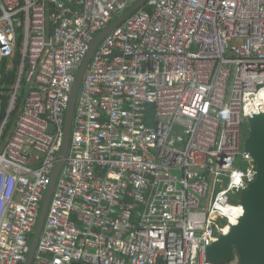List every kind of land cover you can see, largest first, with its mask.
<instances>
[{
    "label": "built area",
    "instance_id": "1",
    "mask_svg": "<svg viewBox=\"0 0 264 264\" xmlns=\"http://www.w3.org/2000/svg\"><path fill=\"white\" fill-rule=\"evenodd\" d=\"M137 1L0 0V90L20 58L0 121V264L26 260L89 45ZM258 114L264 0H147L85 70L31 264H211L241 208L229 194L256 176L242 129Z\"/></svg>",
    "mask_w": 264,
    "mask_h": 264
},
{
    "label": "water",
    "instance_id": "2",
    "mask_svg": "<svg viewBox=\"0 0 264 264\" xmlns=\"http://www.w3.org/2000/svg\"><path fill=\"white\" fill-rule=\"evenodd\" d=\"M147 0H138L123 14L101 31L89 45L88 52L79 68L65 116L64 134L61 150L57 156L51 183L48 186L37 218L28 254L24 264H31L42 231L50 197L58 173L67 157L71 126L78 92L85 70L94 55L97 45L129 15ZM249 133L243 141V150L248 152L256 164L255 179L240 193L239 204L242 214L230 226L227 234L207 247L206 258L211 264H229L237 260L239 264H264V114L253 115L248 121ZM82 264V263H74Z\"/></svg>",
    "mask_w": 264,
    "mask_h": 264
},
{
    "label": "trees",
    "instance_id": "3",
    "mask_svg": "<svg viewBox=\"0 0 264 264\" xmlns=\"http://www.w3.org/2000/svg\"><path fill=\"white\" fill-rule=\"evenodd\" d=\"M19 55L18 51L14 54V57L11 58L9 61H5L2 65V71H3V79H2V85L4 86L3 90H0V101L2 102V113L0 115V121L3 119L5 116V112L8 107V103L10 100V92H11V87L14 84L15 81V73L17 70V66L19 64ZM8 69V70H7ZM7 70V71H6ZM27 93V88L25 86H21V90L17 96L16 100V108L15 110L10 114L9 119H8V124L6 127L5 135L2 138V142H5V139L9 132L11 131L19 113L23 105L24 98ZM32 240V237H31Z\"/></svg>",
    "mask_w": 264,
    "mask_h": 264
},
{
    "label": "rangeland",
    "instance_id": "4",
    "mask_svg": "<svg viewBox=\"0 0 264 264\" xmlns=\"http://www.w3.org/2000/svg\"><path fill=\"white\" fill-rule=\"evenodd\" d=\"M248 133H249V127L246 124L242 129V139L244 136H247ZM238 167L242 168L241 165H238ZM229 196H230V202H229L230 204H233V203L236 204L239 201V197H240L239 194H229Z\"/></svg>",
    "mask_w": 264,
    "mask_h": 264
},
{
    "label": "bare ground",
    "instance_id": "5",
    "mask_svg": "<svg viewBox=\"0 0 264 264\" xmlns=\"http://www.w3.org/2000/svg\"><path fill=\"white\" fill-rule=\"evenodd\" d=\"M237 212H239V214H237ZM241 214V208L238 211H235V213H233L234 217L230 216V220L233 224H235L237 221L235 220V216H239Z\"/></svg>",
    "mask_w": 264,
    "mask_h": 264
}]
</instances>
